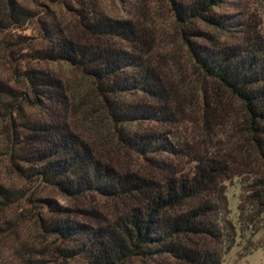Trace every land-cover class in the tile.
Returning <instances> with one entry per match:
<instances>
[{"label":"trees","instance_id":"obj_1","mask_svg":"<svg viewBox=\"0 0 264 264\" xmlns=\"http://www.w3.org/2000/svg\"><path fill=\"white\" fill-rule=\"evenodd\" d=\"M164 1L197 75L213 85L214 95L203 91L205 123L220 116L221 94L237 105L221 132L224 143L196 149L177 134L184 97L140 46L133 20L79 12L85 42L40 22L41 45L27 57L81 71L117 144L142 157L150 172H121L96 156L72 129L70 97L51 71L16 70L23 90L0 80V157L17 177L78 201L95 196L115 204L112 213L95 205L73 210L0 183V209L35 208V221L53 239L25 264H223L222 252L240 242L243 256L263 245L253 238L264 225V0ZM37 18L22 0H0L1 32ZM29 107L45 109L48 118L32 119ZM234 181L240 189L236 213L226 187Z\"/></svg>","mask_w":264,"mask_h":264},{"label":"rangeland","instance_id":"obj_2","mask_svg":"<svg viewBox=\"0 0 264 264\" xmlns=\"http://www.w3.org/2000/svg\"><path fill=\"white\" fill-rule=\"evenodd\" d=\"M33 9L38 18L22 28L0 31V80L16 89L23 90L21 81L15 72L25 68H37L51 71L64 83L70 97L68 118L72 129L87 140L96 156L113 165L121 172L133 171L141 174L150 172L147 162L140 156L126 152L115 140L109 121L94 90V86L78 69L66 64L36 63L27 55L36 50L42 42L40 22L55 23L64 33L77 42H85L86 36L80 23L79 12L96 11L114 19H131L141 30L140 46L148 50L155 64L160 66L181 90L183 98L182 116L177 126V134L196 147L212 148L215 143H224L221 135L228 120L238 113L237 105L224 94L219 96L220 116L209 118L205 123L203 113L204 90L212 93L213 85L205 83L194 68L185 45L180 38V29L175 23L171 5L164 0H22ZM251 5L253 3L251 2ZM230 7V6H228ZM223 12L222 10H217ZM226 11H230L227 8ZM264 20V15H263ZM119 43V42H118ZM120 46H126L119 43ZM20 81V82H19ZM29 117L34 120L48 118L45 109L29 107ZM213 115V114H212ZM218 128H216V126ZM5 153L4 150L0 152ZM182 168L188 173L191 166L185 161ZM0 183L13 189H24L27 196L52 199L60 207L77 209L94 206L104 212L112 213L115 204L105 202L99 197L75 200L57 190L41 184H28L17 177L10 169L9 160L0 157ZM229 207L236 213L240 193L236 181L226 183ZM35 208L19 203L11 209H0V264H25V259L35 255L42 247H50L52 238L42 232L35 221ZM82 219L77 215L71 218ZM258 246L251 254L243 256L244 242L233 249L223 251V264H264V225L253 238ZM50 260L49 258H45ZM47 263V262H46ZM164 261L142 262L135 260L131 264H166ZM49 264V263H48ZM80 264V261L78 263Z\"/></svg>","mask_w":264,"mask_h":264}]
</instances>
